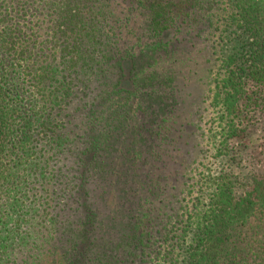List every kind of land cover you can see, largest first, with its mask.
Returning <instances> with one entry per match:
<instances>
[{"label": "trees", "instance_id": "trees-1", "mask_svg": "<svg viewBox=\"0 0 264 264\" xmlns=\"http://www.w3.org/2000/svg\"><path fill=\"white\" fill-rule=\"evenodd\" d=\"M213 32L219 70H207L213 80L191 104L209 94L226 147L246 146L237 120L240 107L262 99L264 0H0V264H94L107 180L128 186L113 204L132 207L120 217L129 264H264L262 177L237 195L222 172L192 205L177 187L172 200H149L174 150L176 122L163 118L154 128L164 137L158 145L142 137L143 115L160 94L178 104V81L200 75L189 64L195 40ZM248 84L260 92L247 96ZM152 156V186L141 193L133 184L143 185L140 164Z\"/></svg>", "mask_w": 264, "mask_h": 264}, {"label": "rangeland", "instance_id": "rangeland-1", "mask_svg": "<svg viewBox=\"0 0 264 264\" xmlns=\"http://www.w3.org/2000/svg\"><path fill=\"white\" fill-rule=\"evenodd\" d=\"M194 44L193 61L189 64L197 68L200 75L189 77L192 78V80L188 79L190 83L186 82V79L185 81L181 79L178 81L180 83L179 87L181 88L178 89L176 87L177 95L179 96L178 104L176 103L177 99L175 97L167 101L166 97L160 94L158 96L160 105L159 103L152 104V107L149 109V114L143 115L142 124L144 125L145 131L142 137L144 139H150L151 142L158 145L164 137L163 135L154 134V132L157 131V126L161 124L162 119L170 118L172 122H176L173 132H170L172 139L176 140V144L172 145L174 150L169 156L163 158V161L166 163L163 166L161 164L159 165L157 175L161 176L156 180L155 193L149 196L152 198L149 200L154 201V203L162 199L172 200L171 189L177 187L180 194L179 200L183 204L190 203L192 205L191 200L208 196L211 192L210 186L213 185L215 178L219 177L222 172L232 175L233 180H235L234 185L237 195L251 186L252 180L255 177H262L264 179V88L260 92L258 86L255 84L244 86L247 96H251L253 92H260L262 99H260L258 106H251L248 103L239 108V118L237 121L241 122V128L247 131L244 133L245 137L243 139V143L246 142V146L239 143L234 144L231 141L229 146L227 143L226 147L222 137V127L224 126L221 118L222 113L218 108L211 106L212 100L208 99L209 94L208 96L205 94L206 97L204 96V99H198L191 104L193 100H196L200 96L202 84L209 83L210 80H213V77H211L213 71L217 72L219 70L220 51L222 50L220 34L217 32H213L210 35L205 33L200 39L195 40ZM146 60H144L143 65L148 67L151 59L149 62ZM208 69H212L213 71L208 73ZM204 70L205 75L203 73ZM144 75L150 77L149 73ZM148 77H145L146 81L143 84L151 91L152 84ZM145 78L143 77V80ZM147 89L146 91H148ZM160 91L162 93V90ZM160 91L158 90L157 93H160ZM150 103L151 101H146V106ZM179 103H183V105ZM185 105L186 107L181 111H175ZM154 128L156 129L153 132ZM127 139L130 140L128 142L129 146L134 145V136H129ZM164 141L170 144L168 140ZM233 149L234 152L232 151ZM232 154L234 160L230 162ZM143 156L148 157L146 153ZM111 162L110 177L111 173L117 171L114 154L111 157ZM157 164L153 156L149 160H143L141 162L139 172L140 177L145 182L143 185L138 184V182L133 184L134 187H141V193L146 192V188L152 186L149 174L150 167L153 166L154 169ZM101 183L102 180L99 184ZM105 183H109L106 187L108 193L105 196L104 202L102 200L97 202L99 210L104 214V218L107 217L104 228L107 233L104 234L105 231L100 230L101 232L97 234V247L93 249L92 254L94 264H129L130 261L127 260L130 254L126 247L130 245V240L122 237L120 229H123V225L121 224L120 217L122 216V208L129 209L132 207L128 204L122 207L123 200H120L121 207H115L113 204L116 190H125L128 186L118 184L116 188H112L111 180H107ZM159 195L161 197L157 198ZM200 202L206 205L208 200L207 198L205 200L200 199ZM183 204L180 203L177 207L173 204V214L175 216L176 209L182 214L180 208ZM156 207H160V205L156 204ZM175 216L172 217L171 222L167 225L168 231L173 229ZM114 217L119 218V220L117 222L113 221ZM183 218L184 220H189L188 217ZM127 231H129L130 235L132 234L130 227H128ZM189 237L191 235H188ZM180 253L181 255H179ZM178 255L179 261L181 262L185 257L183 251L178 252ZM157 262V264L160 263L159 261Z\"/></svg>", "mask_w": 264, "mask_h": 264}]
</instances>
